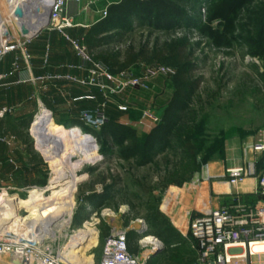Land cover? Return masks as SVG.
I'll list each match as a JSON object with an SVG mask.
<instances>
[{"label": "rangeland", "instance_id": "obj_1", "mask_svg": "<svg viewBox=\"0 0 264 264\" xmlns=\"http://www.w3.org/2000/svg\"><path fill=\"white\" fill-rule=\"evenodd\" d=\"M109 1L119 2L103 1L101 13H94L96 18L106 17L104 10ZM168 3L169 11L173 10L167 21L151 25L132 17L131 28L95 33L92 41L100 40V44L86 46L95 61L106 62L108 68L115 67V60H123L130 48L148 51V61L112 72L128 83L118 86L116 81L115 93L95 83L76 84L77 78H90L89 73L85 77L72 74L69 76L74 78L72 82L67 76H60L63 84H72L71 91L63 87L55 94L30 92L27 99L25 94L0 91V110L10 109L0 118V123H5L0 130V190L14 194L13 198H24L33 188L50 189L61 184L51 190L55 195L60 191L56 199L62 201L71 175L79 176L72 189L75 204L67 205L73 209L69 224L62 227L58 220L52 227L58 237L57 247H65L70 236L78 231L85 238L92 235L94 240L90 242L89 237L82 248L89 264L100 261L105 240L114 227L133 233L130 246L142 257L154 256L157 264H191L197 257V245L186 226L179 225L187 222L189 209L180 211L178 192L203 172V176L207 175L204 171L207 164L211 166V175L221 174L223 166L242 165L251 159L257 160L260 171L264 169L261 156L247 147L264 137V0H168ZM2 11H10L9 3L0 0ZM72 13L77 14V10ZM92 20L93 17L89 19ZM75 23L82 29L81 22ZM9 30L19 35L20 26L11 21ZM71 39L82 42L78 37ZM69 44L71 52L79 57L72 43ZM172 44L186 45L192 54L198 89L189 108L178 113L177 136L164 152L148 162L146 156L125 160L122 148L102 135L104 123L101 124L98 115L103 113L107 121L130 125L139 139L159 124L174 90V74L160 69L169 67L174 73L175 69L157 60L154 53ZM148 68L155 70V75H150ZM122 73L127 76L121 77ZM42 77L35 76L32 81L43 82ZM98 78L100 83L112 85L106 77ZM12 88L16 90L17 85ZM120 106L127 110H120ZM45 109L52 118L49 112L35 121ZM149 113L158 120L150 118ZM8 124L17 126L22 138L8 132ZM76 126L93 137L97 155L83 157L77 163L78 156L73 158L65 152L66 158L76 163L73 168L69 167L71 162L65 165V155L50 144L49 137L53 132ZM188 138L192 140L194 153L186 146ZM40 180L45 184H33ZM51 194L46 195V202L52 200ZM167 198L171 205L164 210ZM27 211L21 208L19 213L29 216ZM146 236L159 238L162 245H148L139 251L140 241ZM148 248L151 250L146 252ZM2 259L7 264H16L11 257Z\"/></svg>", "mask_w": 264, "mask_h": 264}, {"label": "built area", "instance_id": "obj_2", "mask_svg": "<svg viewBox=\"0 0 264 264\" xmlns=\"http://www.w3.org/2000/svg\"><path fill=\"white\" fill-rule=\"evenodd\" d=\"M71 1L77 3L85 1L86 9L104 0H52L44 23L49 22L46 28H55L65 34L67 29L78 25L68 13V6ZM23 12L24 18L25 11L23 10ZM104 15H107V8L104 10ZM19 26V35L9 30V27L0 34V64L6 55L13 52H19L27 64L30 62L27 43L40 32L36 34L38 31L36 30L30 34L29 26L25 23ZM22 27L29 30L27 36L23 35ZM71 43L79 57L85 63L91 64L88 69L90 78H77V82L85 86L95 83L101 89L109 88L112 93L117 91L116 81L119 82L118 86L121 84L128 85L127 82H122V79L112 73L103 62L95 61L85 45L75 40H71ZM12 67L17 70L18 62L15 61ZM160 70L166 74H175L169 67H162ZM148 72L150 75H155V70L151 68H148ZM122 74L121 77L127 76ZM99 76L106 77L108 81L112 82V85L100 83ZM7 78L8 74L0 70V86ZM119 109L127 110L126 107L122 106ZM8 112L10 109L2 108L0 118H3ZM98 116L101 124L107 121L105 114L101 113ZM148 116L155 121L158 120L157 116L152 113H149ZM247 147L252 150L254 155L259 154L261 156L260 159L264 168V137L259 142L252 143ZM204 168L205 172L209 171L208 164ZM203 174L204 172L198 175L193 183L200 185L203 180L211 177L210 174L205 176ZM223 177L231 185H236L247 177H255L257 179L255 192L258 197L257 203L250 204L242 194H236L231 203L212 208L210 197L203 195L199 201V206L187 219L186 228L197 245V257L191 264H264V169L260 171L257 160L251 159L245 164L227 168ZM152 237L156 243L152 246L160 247L162 245L161 240L155 236ZM143 240L140 241L139 251L144 248ZM56 241H58L57 234L55 236L48 235L43 240H39L36 234L29 235L25 231L19 233L6 231L0 234V257H11L14 263L19 264H74L67 260L64 255L66 246L57 247L55 246ZM146 262L147 256L142 257L140 252L132 253L130 251L128 229L114 227L111 228L105 240L101 258L97 264H146ZM92 264H96V262L93 260Z\"/></svg>", "mask_w": 264, "mask_h": 264}, {"label": "trees", "instance_id": "obj_3", "mask_svg": "<svg viewBox=\"0 0 264 264\" xmlns=\"http://www.w3.org/2000/svg\"><path fill=\"white\" fill-rule=\"evenodd\" d=\"M171 5L168 0H120L109 4L107 7V15L99 23L93 25L91 31L86 35L85 42L90 48L94 45H99L100 40L92 41L95 33L102 35L112 29H129L132 27L130 19L137 17L140 21L153 25L155 22H164L169 19V11ZM186 45L172 44L169 47L154 53L157 60L166 66H171L175 69V74L172 76V84L174 87L172 97L167 105L166 111L163 115L162 121L157 124L143 139H139L135 129L130 125L120 123L118 121H107L102 126V135L106 139H111L114 146L122 148V158L125 160L132 158L148 157V161L154 155L164 152L171 139L177 136L175 129L176 122L180 116L178 113L186 111L190 106V99L197 91L199 80L194 79V71L196 64L192 58V54L187 51ZM149 60V53L147 50L137 52L130 48L126 51L123 60H115L113 62L115 67H110L112 72L123 71L130 68L138 62H146ZM106 65V62L103 61ZM48 110H43L37 116L35 121L45 118L48 115ZM4 122L0 123V130L3 129ZM80 127H84L82 123ZM81 129L80 127L76 126ZM12 135L22 138L23 134L19 132L17 126L8 124L6 128ZM82 130V129H81ZM83 131V130H82ZM97 136L93 130H88ZM84 132V131H83ZM84 133L93 138L89 133ZM186 146L192 153L195 152L192 140L186 139ZM33 184L44 185L45 181H34ZM162 214L160 213V216ZM133 236L132 232H128L129 249L132 253H137L136 249L130 246V240ZM146 264H157L154 256L147 259Z\"/></svg>", "mask_w": 264, "mask_h": 264}, {"label": "crops", "instance_id": "obj_4", "mask_svg": "<svg viewBox=\"0 0 264 264\" xmlns=\"http://www.w3.org/2000/svg\"><path fill=\"white\" fill-rule=\"evenodd\" d=\"M102 2L85 9V1L80 3L71 1L68 6V13L75 21L82 23L80 24L82 29L77 27L69 28L65 34L55 28L43 29L27 43V50L30 54V62L28 64L19 52L6 55L0 64V70L8 74L6 80L8 83L3 85L0 91L12 94H25L26 96L23 95L24 99L29 98L28 94L30 92L55 94L63 87L66 91H71L72 84H63L59 81V77L67 76L69 79L72 74L77 77H85L88 74L90 65L79 58L76 53L74 55L71 52L69 42L71 43V40H73L71 39L72 37H78L82 41L80 42L81 44L88 46L85 42V37L91 31L93 25L101 21V18L98 16L96 18L95 14L101 13ZM112 2L114 1H109L108 3L112 4ZM95 7L98 10L93 9ZM107 7L105 6V8ZM75 10H77V14L72 13ZM92 17L93 20L91 22L89 19ZM15 61L18 62L17 70L12 67ZM35 76H43V82H33L32 80ZM69 81L72 82L73 80L69 79ZM32 83L34 86H31ZM76 84L78 85L79 83L76 82ZM15 85H17V88L13 90L12 87ZM208 166L210 174L211 166L209 164ZM232 166L237 165L223 166L221 174H210L211 177L202 182V184L207 182L206 186L203 185L201 187V184L191 183L178 192L176 197L179 199V209H189L187 218L199 206V201L203 195L210 197L212 208L231 203L233 196L236 194H242L250 204L257 203L258 197L255 195L257 179L255 177H247L236 185L229 184L228 180L223 177L225 170ZM49 198H51V195Z\"/></svg>", "mask_w": 264, "mask_h": 264}, {"label": "bare ground", "instance_id": "obj_5", "mask_svg": "<svg viewBox=\"0 0 264 264\" xmlns=\"http://www.w3.org/2000/svg\"><path fill=\"white\" fill-rule=\"evenodd\" d=\"M4 1L9 3L10 11L0 12V34L4 33V30L9 27L11 21L17 23L18 26L25 23L29 26L30 34L34 33L44 25L52 2V0H2V2ZM18 7H21L25 11V17L23 19H19L14 14ZM50 116L52 118L51 112ZM49 142L53 147H58L62 151V155H65V165L68 164L69 166V162H71L69 167L75 168L76 163H72L71 158L67 159L65 152L73 158L78 156L77 163L82 161L83 157H95L97 155V147L94 145L93 140L77 127H73L64 132H53L49 137ZM206 173L209 175V171H206ZM78 178L79 176L75 174L71 175L68 186L65 189L64 200L62 201L56 199L60 191H57L58 193L55 195V191L51 190L61 184L50 186V189L33 188L28 191V196L24 198H13L10 195L14 194H10L9 191L6 192L10 195L6 194V192L4 193V190L0 191V234L6 231L18 233L25 231L29 235L36 234L39 240H43L48 235L55 236L56 231L52 225L56 221L61 220L62 227L67 226L70 222L73 209L67 205L70 204L73 206L75 204L72 198V189L74 183L78 181ZM48 193H53L50 198L52 200L46 202L45 200H48L46 197ZM19 196L21 195L19 194ZM170 205V200L167 198L163 204V209L169 210ZM21 208H26L28 210L27 212H30V215L22 216L19 213ZM180 211L182 212L183 210L181 209ZM186 224L187 222L185 220L179 222V225L182 227H185ZM83 235L80 231L73 234L64 249L66 259L74 264H89L87 256L82 254V248L89 237H91L89 239L90 242L94 238L92 235L86 238ZM142 243L144 247L156 245L152 236H146ZM150 250L151 248H148L146 252ZM3 257H0V264H7L2 259Z\"/></svg>", "mask_w": 264, "mask_h": 264}, {"label": "water", "instance_id": "obj_6", "mask_svg": "<svg viewBox=\"0 0 264 264\" xmlns=\"http://www.w3.org/2000/svg\"><path fill=\"white\" fill-rule=\"evenodd\" d=\"M15 15L19 18H23L24 16V12H23V9L21 7H18L15 11ZM49 25V22H47L46 24H44L43 26H41L38 31L36 32L39 33L40 31H42L44 28H46L47 26ZM22 33L24 36H27L29 34V30L26 28V27H22ZM158 249H161V248H158ZM16 264H19V263H16Z\"/></svg>", "mask_w": 264, "mask_h": 264}]
</instances>
